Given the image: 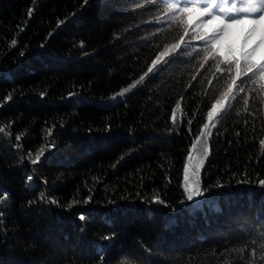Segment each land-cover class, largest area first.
<instances>
[{
    "label": "trees",
    "instance_id": "1",
    "mask_svg": "<svg viewBox=\"0 0 264 264\" xmlns=\"http://www.w3.org/2000/svg\"><path fill=\"white\" fill-rule=\"evenodd\" d=\"M183 27L156 0H0V264H264V90L212 130L200 211L179 203L183 166L229 82L219 58L182 46L111 99Z\"/></svg>",
    "mask_w": 264,
    "mask_h": 264
},
{
    "label": "snow or ice",
    "instance_id": "2",
    "mask_svg": "<svg viewBox=\"0 0 264 264\" xmlns=\"http://www.w3.org/2000/svg\"><path fill=\"white\" fill-rule=\"evenodd\" d=\"M156 3L163 4L167 8L171 21L179 17L180 23L184 26L183 34L179 35L175 43L167 44L163 50L157 52L148 65L147 71L140 76L139 80L123 88L111 99H116L117 96H122L135 88L161 63H169V58L173 57L182 46L192 49L184 53L189 58L198 55L201 50L205 53L203 56L205 63L219 58V62L216 63V73L222 75L217 77V83L223 74H227L229 82L218 96L212 98L210 106L205 105L207 110L203 118L204 122L200 125L199 134H194L183 166L181 184L183 199L179 203L182 207L188 206L183 208L184 211H200L210 191L203 187L201 169L209 155L208 141L212 130L217 127L219 120L234 107L241 93H247L246 97H240L244 100L247 110L251 93L256 91L255 88L247 87L248 85L258 84L259 89L264 90V0H156ZM28 11L31 16L33 10ZM186 37L189 39L186 40ZM193 40L200 42L199 48L193 49ZM229 40L234 43L229 44ZM12 44L15 45L16 41L13 40ZM204 66L205 64H201V68ZM211 83L212 81H209V84ZM43 95L44 93H41V96ZM5 99L10 100L11 97ZM177 109H181L180 100L177 101L172 112L173 124L177 122ZM198 115L199 113L193 114L194 117ZM192 122L190 119L189 125ZM4 131L5 129L0 127V133ZM189 132H192L191 128ZM49 135H51V129H49ZM15 139L19 141L21 137L16 136ZM260 143L264 145V140ZM49 147H54V145H49ZM32 155L29 152L27 157L31 163L34 165L40 163L44 155L43 148L35 154L34 159ZM27 180L31 182L33 176L29 175ZM240 183H249V181H240ZM257 185L264 188V179H259ZM224 186L219 183L216 185L218 189ZM44 197L45 194L41 193V199ZM87 202L86 199L85 203ZM152 203L169 207L174 213L180 211V209L171 207L158 195L152 197ZM79 218L84 220L85 216L81 214ZM112 239L113 236L104 237L105 241Z\"/></svg>",
    "mask_w": 264,
    "mask_h": 264
}]
</instances>
